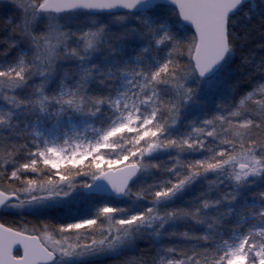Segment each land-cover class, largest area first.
Here are the masks:
<instances>
[{
  "label": "snow or ice",
  "instance_id": "1",
  "mask_svg": "<svg viewBox=\"0 0 264 264\" xmlns=\"http://www.w3.org/2000/svg\"><path fill=\"white\" fill-rule=\"evenodd\" d=\"M0 264H264V0H0Z\"/></svg>",
  "mask_w": 264,
  "mask_h": 264
},
{
  "label": "trees",
  "instance_id": "2",
  "mask_svg": "<svg viewBox=\"0 0 264 264\" xmlns=\"http://www.w3.org/2000/svg\"><path fill=\"white\" fill-rule=\"evenodd\" d=\"M8 219H9V220H11L12 218H11V217H9Z\"/></svg>",
  "mask_w": 264,
  "mask_h": 264
}]
</instances>
